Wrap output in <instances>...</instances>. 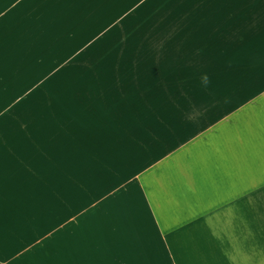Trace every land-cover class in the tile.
<instances>
[{"label": "crops", "instance_id": "obj_1", "mask_svg": "<svg viewBox=\"0 0 264 264\" xmlns=\"http://www.w3.org/2000/svg\"><path fill=\"white\" fill-rule=\"evenodd\" d=\"M140 1L0 0V264H264V0Z\"/></svg>", "mask_w": 264, "mask_h": 264}, {"label": "rangeland", "instance_id": "obj_2", "mask_svg": "<svg viewBox=\"0 0 264 264\" xmlns=\"http://www.w3.org/2000/svg\"><path fill=\"white\" fill-rule=\"evenodd\" d=\"M138 0H128L126 6H129L131 4H133L134 2H136ZM177 1H182V0H142L140 2H138L139 5V9H142L143 7H148L152 4V2H156V4L159 3H164L167 4L169 3H175ZM199 0H196V3H198ZM0 12H2L0 15V19L1 21H7V22H11L12 20H18L20 22H26V20H30L32 21L33 24H38L40 22V20H44V12L43 10H28V9H9V10H5L2 11L0 10ZM53 12L54 11H46L47 14V23H51L52 22V18H53ZM2 21V22H3ZM5 23V22H4ZM123 30L125 28H127V31L132 30L133 27L131 26H127V27H122ZM120 27H117L115 29H113L110 33L111 35H115L117 33H120L119 31ZM99 44L101 46H95V50H98L99 48L102 49L103 45L102 43H96ZM86 53V52H85ZM82 55H86V54H82ZM87 57L86 56H80V58L78 59V62L80 65H86L87 63ZM38 91V88H34L30 91V93L33 95Z\"/></svg>", "mask_w": 264, "mask_h": 264}, {"label": "clouds", "instance_id": "obj_3", "mask_svg": "<svg viewBox=\"0 0 264 264\" xmlns=\"http://www.w3.org/2000/svg\"><path fill=\"white\" fill-rule=\"evenodd\" d=\"M205 79H206V77H205Z\"/></svg>", "mask_w": 264, "mask_h": 264}]
</instances>
